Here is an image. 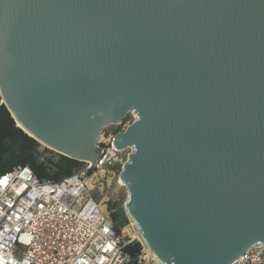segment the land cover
I'll list each match as a JSON object with an SVG mask.
<instances>
[{
  "label": "water",
  "instance_id": "95a60500",
  "mask_svg": "<svg viewBox=\"0 0 264 264\" xmlns=\"http://www.w3.org/2000/svg\"><path fill=\"white\" fill-rule=\"evenodd\" d=\"M0 92L78 162L137 115L115 146L134 149L121 177L162 261L264 243V0H0Z\"/></svg>",
  "mask_w": 264,
  "mask_h": 264
},
{
  "label": "built area",
  "instance_id": "2783aa9c",
  "mask_svg": "<svg viewBox=\"0 0 264 264\" xmlns=\"http://www.w3.org/2000/svg\"><path fill=\"white\" fill-rule=\"evenodd\" d=\"M131 113L130 124L115 125L124 127L120 132L136 121ZM116 136L104 140L101 134L95 145L100 158L60 181L40 179L22 165L0 175V264L135 263L98 197L85 195L93 175L118 165L123 171L129 162L134 149L117 148ZM18 245L25 249L21 258ZM230 264H264V243Z\"/></svg>",
  "mask_w": 264,
  "mask_h": 264
},
{
  "label": "trees",
  "instance_id": "16d2710c",
  "mask_svg": "<svg viewBox=\"0 0 264 264\" xmlns=\"http://www.w3.org/2000/svg\"><path fill=\"white\" fill-rule=\"evenodd\" d=\"M42 145L21 130L4 105L0 97V175L22 165L29 166L40 179L60 181L81 167L80 162L43 148ZM48 154V158L42 157ZM115 220V216H111ZM126 252L135 263L142 253V246L131 243Z\"/></svg>",
  "mask_w": 264,
  "mask_h": 264
},
{
  "label": "rangeland",
  "instance_id": "374dc122",
  "mask_svg": "<svg viewBox=\"0 0 264 264\" xmlns=\"http://www.w3.org/2000/svg\"><path fill=\"white\" fill-rule=\"evenodd\" d=\"M133 119V114L130 112L127 114L126 119L123 124H130ZM124 129L123 126H115L111 125L103 129L102 136L103 139H108L111 135H116L120 133ZM45 146L42 145V149H40V153L43 152V148ZM56 153V152H55ZM42 157L48 158V154H42ZM81 167H85V162H80ZM80 167V168H81ZM122 170L119 165L109 168L105 171V173H97L92 176L91 188L85 194L86 196H90L93 193L98 197L100 201L101 211L109 218L112 219L111 216H115L114 226L119 236L123 239L124 243L128 246L129 244L138 243L142 246V253L137 259L136 264H159L152 257V255L145 249L143 244L137 240L136 230L133 228L134 224L130 219L128 214V206L130 205V195L129 188L125 181L123 180V176L121 177ZM93 173V172H91ZM123 180L125 185H122L120 181ZM25 249L23 246L18 245L16 248L15 255L17 258H21L24 254ZM132 264V263H131Z\"/></svg>",
  "mask_w": 264,
  "mask_h": 264
},
{
  "label": "bare ground",
  "instance_id": "6f19581e",
  "mask_svg": "<svg viewBox=\"0 0 264 264\" xmlns=\"http://www.w3.org/2000/svg\"><path fill=\"white\" fill-rule=\"evenodd\" d=\"M0 94H1V92H0ZM2 99H3V97H2ZM3 102L4 103H6L5 102V100L3 99ZM16 123H17V125L25 132V133H27L30 137H32V138H34L35 140H37V141H40L41 143H42V145H44L46 148L48 147V148H50V149H54L51 145H49V144H47V143H45L44 141H42V140H40L39 138H37V137H35L34 135H32V134H30L29 132H27L17 121H16ZM57 151H59V150H57ZM59 152H62V151H59ZM62 153H64V152H62ZM83 162H92V161H90V160H87V159H83L82 160ZM123 180H124V178H123ZM123 180H121L120 181V183L122 184V185H125L124 184V182H123ZM125 181V180H124ZM131 198V197H130ZM131 200V199H130ZM128 214H129V216H130V219H131V221L133 222V224H134V229L136 230V236H137V240H139L142 244H143V246L145 247V249L152 255V257L156 260V262L157 263H159V264H168V263H166L165 261H162L161 259H160V257H159V255L155 252V250L153 249V247H152V245H151V243L149 242V240L145 237V235H144V233L142 232V230H141V228H140V226H139V224H138V222H137V220H136V217H135V214H134V210H133V207H132V205H131V202H130V205L128 206Z\"/></svg>",
  "mask_w": 264,
  "mask_h": 264
}]
</instances>
